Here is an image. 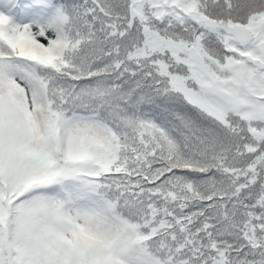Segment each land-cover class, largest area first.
Segmentation results:
<instances>
[{"label": "snow or ice", "instance_id": "obj_1", "mask_svg": "<svg viewBox=\"0 0 264 264\" xmlns=\"http://www.w3.org/2000/svg\"><path fill=\"white\" fill-rule=\"evenodd\" d=\"M0 264H264V0H0Z\"/></svg>", "mask_w": 264, "mask_h": 264}]
</instances>
